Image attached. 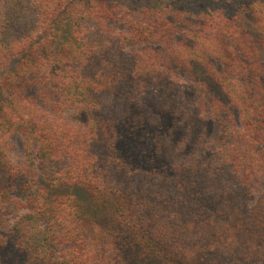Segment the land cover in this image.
I'll return each instance as SVG.
<instances>
[{"label":"trees","instance_id":"16d2710c","mask_svg":"<svg viewBox=\"0 0 264 264\" xmlns=\"http://www.w3.org/2000/svg\"><path fill=\"white\" fill-rule=\"evenodd\" d=\"M151 101L166 122L197 107L199 141L216 124L212 159L187 139L146 164L122 158L120 110ZM68 110L94 117L85 129L52 119ZM132 259L264 264V0H0V264Z\"/></svg>","mask_w":264,"mask_h":264},{"label":"rangeland","instance_id":"374dc122","mask_svg":"<svg viewBox=\"0 0 264 264\" xmlns=\"http://www.w3.org/2000/svg\"><path fill=\"white\" fill-rule=\"evenodd\" d=\"M242 20L243 27L246 29V31H249V33H255L257 31L254 24V19L251 15L248 13L243 14ZM178 74L180 75L181 81L184 84L189 82L188 75L181 71H179ZM184 93V99H186L191 94L189 91H187V89L184 91ZM189 99L190 101H194V98L192 97H189ZM205 99L208 101L210 108L207 109L206 113L204 112L203 114H206V117L208 114L207 122H210V119L212 120L213 115L212 106H214L215 101L223 104V96L221 95L219 89H216L215 91L212 90V92L207 93ZM147 105L148 106L140 107L138 104H127L125 108L120 110V114L126 116L123 121L118 124V142H121L120 152L123 154L122 158L128 160H130L129 158H134L136 160L138 157H143V159H140L137 162H143L146 164L147 162H151L152 156L150 151H152L154 146L161 143L164 146L165 151H168L171 150V148L175 149L181 142L184 140L186 141L187 139L188 148L191 149L202 144L200 142H203L199 150L200 157H202L204 161H209L212 159L216 150V142L220 132L216 124H209L208 136L203 141H199V134L201 133L202 128L199 127L197 120V115L199 113L197 107L192 109L190 112L191 117H188L186 121L172 119L166 122L164 117L156 115H162V112L156 110V106L153 101L149 103L147 102ZM40 107L45 108L44 106ZM51 114L53 120H63L69 125L78 129H85L94 117L91 112L76 110H68L62 114L58 112H52ZM232 114L235 118H237V112H233ZM2 145L8 154L11 168L20 171L21 167L24 165V149L21 138L15 134L9 135L7 139L4 138ZM150 167L151 165L149 168ZM32 180L33 179L31 177L29 179L27 176L26 179L23 176L19 182L25 181L22 183L23 185H28V183L33 184V186H35L34 189H38V186H41L40 180L37 179L38 184L35 185ZM56 191L63 194H73V190L66 191L59 188ZM12 194L15 196V198H17V194L20 193L19 190H14ZM176 206L184 213H187L188 210H191L188 205L184 206L182 203H178ZM63 247L64 246L55 243V247L53 248L54 253L59 255L62 252H66L67 250ZM13 264H21V261L13 260ZM28 264L31 263L28 262ZM127 264L143 263L137 259H132L129 263L127 262Z\"/></svg>","mask_w":264,"mask_h":264}]
</instances>
